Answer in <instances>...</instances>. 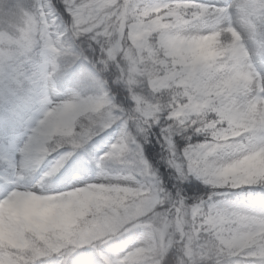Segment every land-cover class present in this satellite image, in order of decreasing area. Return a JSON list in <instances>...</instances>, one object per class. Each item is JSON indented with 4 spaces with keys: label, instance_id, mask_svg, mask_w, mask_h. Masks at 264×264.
<instances>
[{
    "label": "clouds",
    "instance_id": "9594fccd",
    "mask_svg": "<svg viewBox=\"0 0 264 264\" xmlns=\"http://www.w3.org/2000/svg\"><path fill=\"white\" fill-rule=\"evenodd\" d=\"M129 81L136 104L111 91ZM0 123L30 127L0 264H264V0H0ZM113 125L89 178L73 157ZM156 129L205 186L191 204L141 154ZM22 200L57 216L35 227Z\"/></svg>",
    "mask_w": 264,
    "mask_h": 264
},
{
    "label": "trees",
    "instance_id": "16d2710c",
    "mask_svg": "<svg viewBox=\"0 0 264 264\" xmlns=\"http://www.w3.org/2000/svg\"><path fill=\"white\" fill-rule=\"evenodd\" d=\"M56 0H53L55 3ZM60 11L63 12L64 9L61 7ZM67 15V13H65ZM86 67L91 70V65H78L77 69L74 71H78L80 67ZM71 83V81H68ZM134 84L129 81L128 82V91L130 93L129 101L125 100L127 96V92L124 91L120 86H112L111 91L116 93V99L123 103H138V98L134 95H131L132 88H134ZM63 90V89H62ZM26 124H20L15 127H8L4 124L0 123V146L2 143H5L9 140L14 133L22 132L26 128ZM115 130L114 126L109 130H106L99 134L97 137L93 139L88 145H86L82 150H80L72 160V166L79 168V170L83 169L86 165L91 164L93 159L95 158L96 153L104 147V145L109 142L113 138L112 131ZM156 137L151 138V142L142 147V150L147 157V159L153 164L157 169L158 173H155V176L159 183L167 184L168 188L172 191V193L177 197V191H180L182 195V200L180 203H177V207H181L185 200L189 204L193 203L196 200V197L200 196L202 193L206 191L203 183L195 178L194 176L188 177L186 180H181L177 174V170L180 167L179 162L173 160L171 152L166 151L167 146L165 145L166 137H162L159 135V130L156 129ZM5 164L0 158V172L4 170ZM175 170V172L173 171ZM65 185V181L61 180L57 182L56 187H62ZM191 211V209H190ZM33 226L38 228H43L41 226H37L31 223Z\"/></svg>",
    "mask_w": 264,
    "mask_h": 264
},
{
    "label": "rangeland",
    "instance_id": "374dc122",
    "mask_svg": "<svg viewBox=\"0 0 264 264\" xmlns=\"http://www.w3.org/2000/svg\"><path fill=\"white\" fill-rule=\"evenodd\" d=\"M175 2L203 3L207 5L220 6L224 3V0H175ZM137 38L139 39L140 37L138 36ZM113 126L115 128V130L112 131L113 138L109 142H107L104 145V147H102L96 153L95 158L93 159L91 164L86 165L83 169H81L82 173L88 176L89 178L94 176L95 172L97 171L96 160L98 159V157L102 155L104 152H106L111 146V144L114 143L115 140L117 139L119 128L117 125H113ZM29 132H30V127L27 125L26 128L22 132L14 133L11 137H9V140L7 142L1 144L0 158L4 162L5 167H10L11 164L16 163L20 160V155L18 151H16V149L18 148V146L23 144ZM141 154L145 155L142 148H141ZM258 166L264 167V160L254 159L250 161V167L256 168ZM149 167H151V164H149ZM152 175H153V178L158 182L155 176V173H152ZM6 180H7V177L5 175V169H4L0 172V192H3L5 190ZM8 182L10 183L11 181H8ZM62 187H57V189H60ZM236 191H239V190H236ZM223 195H231V193H223ZM10 211L12 212L13 215H19L23 217L26 221H29L30 223H33L37 226H41L43 228L48 226V221H52L54 217L57 216L55 209H44L39 205L38 202L30 201V200H22L18 202L16 205L11 207ZM197 215H199L198 212H197Z\"/></svg>",
    "mask_w": 264,
    "mask_h": 264
},
{
    "label": "snow or ice",
    "instance_id": "6c2138e0",
    "mask_svg": "<svg viewBox=\"0 0 264 264\" xmlns=\"http://www.w3.org/2000/svg\"><path fill=\"white\" fill-rule=\"evenodd\" d=\"M36 130H33V134H35ZM177 174L181 180H186L190 176H196L197 174L191 170H184L182 168H179L177 170ZM182 200V195L180 194V191H177V203H180Z\"/></svg>",
    "mask_w": 264,
    "mask_h": 264
}]
</instances>
